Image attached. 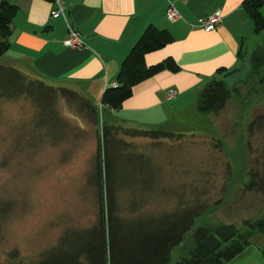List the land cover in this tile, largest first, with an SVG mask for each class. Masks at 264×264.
I'll use <instances>...</instances> for the list:
<instances>
[{
    "label": "rangeland",
    "instance_id": "obj_1",
    "mask_svg": "<svg viewBox=\"0 0 264 264\" xmlns=\"http://www.w3.org/2000/svg\"><path fill=\"white\" fill-rule=\"evenodd\" d=\"M261 45L264 32L247 40L246 52ZM262 78L264 69L256 76L246 66L235 78L238 99L230 100L219 114H200L196 100L192 107L170 115L161 124H128L118 135L121 151H109L106 170L101 153L104 207L107 210V193L112 195L113 210L117 196L121 216L171 211L184 205L186 196L181 195L188 196L184 208H197L202 203L190 197L195 190H204L209 204L224 197L194 220L184 240L172 249L167 264L189 255L198 227H240L244 219L264 216V195L242 192L243 183L251 176L249 125L252 116L264 113ZM89 102L98 115L97 129L60 95L54 103L53 124L47 117L37 119L35 107L25 98L2 105L0 264H36L54 254L62 235L72 231L86 233L87 248L96 249L99 233L92 228L97 224L98 201L93 183L98 141L102 148L103 124H108L100 103ZM158 130L174 136H132L135 131ZM224 166L231 173L226 191L222 190L223 180H211ZM142 167L149 171L146 179L140 175ZM207 178L211 179L204 182ZM131 220L126 217L120 227L114 221V230L126 238L136 223ZM253 243L227 264H261L264 244Z\"/></svg>",
    "mask_w": 264,
    "mask_h": 264
},
{
    "label": "crops",
    "instance_id": "obj_2",
    "mask_svg": "<svg viewBox=\"0 0 264 264\" xmlns=\"http://www.w3.org/2000/svg\"><path fill=\"white\" fill-rule=\"evenodd\" d=\"M7 1L19 10L12 22L9 49L0 64L100 103L105 123L119 128L135 123L161 124L170 115L192 107L217 69L238 68V53L250 54L245 48L247 40L262 33H254L242 7L244 0H59L67 22L84 42L82 48H67L63 44L66 20L52 17L55 2ZM170 4L180 16L175 22L166 16ZM218 11L221 22L213 31L199 27L200 19ZM261 12L264 16V6ZM150 25L169 31L174 41L146 54L145 63L150 66L171 57L180 70L162 71L134 86L131 97L118 109L102 106L103 91L115 84L122 60ZM170 89L177 94L168 100ZM256 240L264 244L263 238ZM262 260L264 264V251Z\"/></svg>",
    "mask_w": 264,
    "mask_h": 264
},
{
    "label": "trees",
    "instance_id": "obj_3",
    "mask_svg": "<svg viewBox=\"0 0 264 264\" xmlns=\"http://www.w3.org/2000/svg\"><path fill=\"white\" fill-rule=\"evenodd\" d=\"M45 1L54 2L55 0ZM263 6L264 0H244L242 3L245 13L252 21L255 34L264 32V16L261 12ZM18 10V6L7 0H0V58L9 49L8 38ZM173 41L169 31L157 29L152 25L148 26L122 60L115 86L107 87L103 91L102 106L118 109L125 100L131 97L134 86L162 71L178 72L180 67L171 57L150 66L145 63L146 54L158 51ZM238 58L241 62L238 68L232 70L217 69L216 76L212 77L199 91L197 111L200 114H219L230 100L238 99L239 89L235 86L238 80L235 78L246 66L253 75L261 74L264 69V45L257 46L250 54L240 51ZM263 82L264 78L260 79L259 83L263 84ZM59 95L72 108H75L76 113L86 116L88 123L97 129V112L89 100L81 94L69 89L46 85L43 81L11 65L0 64V116L2 105L5 102L25 98L35 107L37 119L40 117L43 121L47 117L53 124L56 121L54 103ZM124 131V128L103 125L102 148L98 141L95 166L96 179L93 183L96 186L98 216L97 224L92 228L99 233L96 249L87 248V241L84 238L86 233L83 234L81 231H72L71 235L64 233L55 253L45 256L36 264H167L172 249L184 240L194 220L205 210L215 207L224 199L221 196L216 202L209 204L204 199L205 191L195 190L190 197L202 203L201 206H196L197 208H184L188 196L180 194V198L186 196L184 205L171 211L163 210L155 215L135 216H131L130 212H127L130 214L129 216L124 214L121 216L117 196L115 197L116 206L113 210L111 207L112 195L107 193V210H105L101 185V153L106 170L109 165V151H121L120 144L122 141L119 136ZM249 132V140L252 145L249 150L251 176L248 181L243 183L242 192L264 195V113L252 116ZM132 136L164 138L174 135L167 131L158 130L157 132L135 131ZM230 174L229 168L224 166L220 169L217 178H207L204 182L209 179L223 180L222 190L226 191ZM140 175L143 179L149 176L146 167H142ZM149 184L150 182H147L146 186L149 187ZM213 185H215L214 182ZM126 217L132 218L131 221L136 223L130 226L129 236L124 238L119 231L114 230L113 222H117L116 226L118 224L120 227L121 222ZM86 230L89 231L90 229ZM260 238L264 239V216L254 220L244 219L240 227L233 224L198 227L193 233L194 247L187 257L181 258L175 264H227L241 254L252 242Z\"/></svg>",
    "mask_w": 264,
    "mask_h": 264
},
{
    "label": "built area",
    "instance_id": "obj_4",
    "mask_svg": "<svg viewBox=\"0 0 264 264\" xmlns=\"http://www.w3.org/2000/svg\"><path fill=\"white\" fill-rule=\"evenodd\" d=\"M54 2L56 3L57 8L55 11L52 12V17L56 18L58 16H63L64 19L66 20L63 12L62 3L59 0H55ZM166 16L167 19L171 22H175L180 18L176 8L172 4L168 6L166 10ZM220 22H221V13L218 11L207 18L200 19L199 27L203 29L205 32H210L213 31ZM66 24H67V37L63 41L64 46L67 48H82L84 46V42L81 39L80 33L77 31L76 28L71 26L67 22V20H66ZM113 86H115V84ZM176 94H177L176 90L174 89L168 90L167 99L168 100L174 99L176 97Z\"/></svg>",
    "mask_w": 264,
    "mask_h": 264
}]
</instances>
